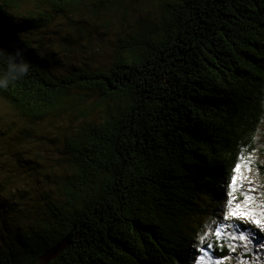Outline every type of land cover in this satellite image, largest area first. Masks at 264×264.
<instances>
[{
    "label": "trees",
    "instance_id": "obj_1",
    "mask_svg": "<svg viewBox=\"0 0 264 264\" xmlns=\"http://www.w3.org/2000/svg\"><path fill=\"white\" fill-rule=\"evenodd\" d=\"M156 1L102 67L22 33L43 39L87 2L125 19L143 0H0V101L27 125L65 122L69 169L40 192L0 174V264H192L205 223L221 222L235 157L260 154L264 0ZM72 34L87 36L80 23Z\"/></svg>",
    "mask_w": 264,
    "mask_h": 264
},
{
    "label": "rangeland",
    "instance_id": "obj_2",
    "mask_svg": "<svg viewBox=\"0 0 264 264\" xmlns=\"http://www.w3.org/2000/svg\"><path fill=\"white\" fill-rule=\"evenodd\" d=\"M29 5H32L31 2L24 5L22 10L25 12L26 9L32 8ZM142 5L141 12H130L125 19L118 12H109L104 19H101L100 17L95 18L98 16L95 13L96 6L87 2L80 6L79 13H70L68 19L55 16L48 29L43 33V39H39L40 32L26 30L22 35L25 39L31 40L35 46H40L42 52H56L55 49L61 48L62 51H57V54L61 58L64 56L63 60L77 64L81 61L92 62L91 65L93 66L106 67L113 56L118 39L122 37L121 40H125L130 35L131 25L134 21L141 17L152 16L151 18L154 19L157 16L155 13L156 0H143ZM91 13H95V16H90ZM79 23L82 24V28L87 34L86 38L81 40L76 39L72 34L73 28ZM76 41L79 43L77 44ZM118 45L121 44L118 43ZM65 49L72 51L67 52ZM54 55L57 56L56 53ZM25 123L27 122L19 118L7 104L0 101V174H5L3 181H5L4 178L10 177L8 175H14L16 184L13 186L20 190L23 185L20 183H27L25 185L27 188L31 182H34L30 188L36 189L35 192H40L41 182L39 180L45 175L53 177L63 173L61 177L51 178L52 182H55L69 173L68 166L57 164L63 159V142L60 140L59 133L66 129V123L60 120L51 124L43 122L37 126ZM23 129L29 132V136L21 133ZM262 131L264 132V116L263 127L257 137L260 154L256 153L257 157L251 158V172H244V175L251 180V184L249 185L245 181L244 186L255 189V192L249 194L253 198L251 210L256 213L257 219L264 221V171L258 173L254 170V165L257 163L264 168V136L261 135ZM10 179L12 180L11 177ZM1 213L3 212L0 211V215ZM205 224L209 225L210 223ZM246 226L241 224L240 230L248 231L251 236V243L245 245L237 241L239 246L235 253L229 252L230 261H224L223 264H264V249L259 247L260 244L264 243V232L252 225ZM256 231L263 236L258 242L254 241L257 239ZM229 242L226 241L225 248L227 250H229L227 247ZM205 260L207 264H212V262L214 264L216 259L213 257L212 261H208L206 257Z\"/></svg>",
    "mask_w": 264,
    "mask_h": 264
},
{
    "label": "snow or ice",
    "instance_id": "obj_3",
    "mask_svg": "<svg viewBox=\"0 0 264 264\" xmlns=\"http://www.w3.org/2000/svg\"><path fill=\"white\" fill-rule=\"evenodd\" d=\"M251 155L245 158L241 153L235 157V163L231 166V175L228 180L225 181L226 193V205L221 208L222 221L214 224H209L207 230H204L201 235L194 241L193 247L197 255L193 259V264H207L205 258L208 261H212V251L215 248H223L226 246L230 253H235L239 244L245 245L251 243V236L247 230H240L241 224H250L260 231L264 232V221L256 218V213L251 210L252 197L250 193L255 192L252 187L245 188V181L251 184V180L248 176L244 175V172H251ZM233 221L238 223H233ZM209 237H213L214 240H210ZM259 247L264 249V243ZM229 256H220L214 262V264H223L228 260Z\"/></svg>",
    "mask_w": 264,
    "mask_h": 264
},
{
    "label": "water",
    "instance_id": "obj_4",
    "mask_svg": "<svg viewBox=\"0 0 264 264\" xmlns=\"http://www.w3.org/2000/svg\"><path fill=\"white\" fill-rule=\"evenodd\" d=\"M64 244H59L58 246H56L52 251L48 252L47 254H45L42 259L44 262H48L49 259L53 258L54 256H56V254L58 252H60L63 248Z\"/></svg>",
    "mask_w": 264,
    "mask_h": 264
}]
</instances>
